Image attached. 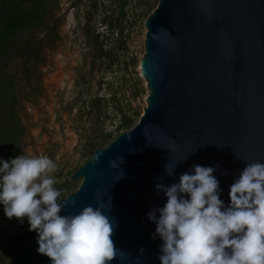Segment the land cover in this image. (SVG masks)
<instances>
[{"label":"water","instance_id":"water-1","mask_svg":"<svg viewBox=\"0 0 264 264\" xmlns=\"http://www.w3.org/2000/svg\"><path fill=\"white\" fill-rule=\"evenodd\" d=\"M144 25L146 107L135 125L93 151L73 173L82 178L77 189L61 196L67 214L95 207L98 192L111 198L117 256L107 264H160L162 241L147 219L166 203L157 183H178L193 165L218 166L227 206L246 163H264V0H158ZM120 157L121 179L108 165ZM167 163L177 164L172 177ZM37 248L32 232L5 264H51Z\"/></svg>","mask_w":264,"mask_h":264},{"label":"rangeland","instance_id":"rangeland-1","mask_svg":"<svg viewBox=\"0 0 264 264\" xmlns=\"http://www.w3.org/2000/svg\"><path fill=\"white\" fill-rule=\"evenodd\" d=\"M41 1L40 22L5 46L0 111L13 158L48 155L66 196L82 180L74 171L126 130L124 120L135 125L146 107L144 23L158 0H0V30L25 5L36 11ZM28 229L26 217L8 219L0 206V251L10 237L26 239Z\"/></svg>","mask_w":264,"mask_h":264},{"label":"clouds","instance_id":"clouds-1","mask_svg":"<svg viewBox=\"0 0 264 264\" xmlns=\"http://www.w3.org/2000/svg\"><path fill=\"white\" fill-rule=\"evenodd\" d=\"M119 159L120 164L109 159L108 165L120 171L121 179L124 161ZM176 166L167 163L165 174L172 177ZM217 169L193 165L178 183L155 185L166 196L163 207L147 213L156 226L152 238L162 241L160 264H264V163H246L230 186L227 206L220 198ZM56 170L57 163L46 154L0 158L4 215L20 223L27 218L28 230L37 233L36 251L50 258L51 264L113 261L117 248L111 238L114 221L108 214L111 198L106 202L98 192L95 207L67 214L56 187ZM139 252L142 256L144 249Z\"/></svg>","mask_w":264,"mask_h":264},{"label":"trees","instance_id":"trees-1","mask_svg":"<svg viewBox=\"0 0 264 264\" xmlns=\"http://www.w3.org/2000/svg\"><path fill=\"white\" fill-rule=\"evenodd\" d=\"M37 5L39 6V8L36 9V11H33L34 4L30 6L25 5L24 10L20 14H18L14 18L6 20V22L3 24L0 30V63H2L4 54L6 53L5 46L7 45L8 39L11 38L14 33L31 28L40 22L43 11V1L37 2ZM4 61V63H7L5 58ZM1 93L2 89L0 87V95ZM4 114L5 112L0 111V133L2 135L0 158L9 159L14 157V153L13 150L10 149V140L7 127L8 124L3 119ZM122 126H124V129L129 128V122L127 120H124L122 122ZM31 233L32 232H30L26 236L29 237ZM28 237H26V239L25 235L10 237L9 240L5 243L4 248L0 251V264H5L6 262H8L22 247Z\"/></svg>","mask_w":264,"mask_h":264}]
</instances>
